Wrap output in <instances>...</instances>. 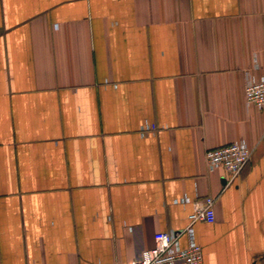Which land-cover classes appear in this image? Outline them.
Returning a JSON list of instances; mask_svg holds the SVG:
<instances>
[{"label":"crops","instance_id":"0c3cea01","mask_svg":"<svg viewBox=\"0 0 264 264\" xmlns=\"http://www.w3.org/2000/svg\"><path fill=\"white\" fill-rule=\"evenodd\" d=\"M263 70L264 0H0V264H128L208 196L201 264H264Z\"/></svg>","mask_w":264,"mask_h":264},{"label":"built area","instance_id":"2783aa9c","mask_svg":"<svg viewBox=\"0 0 264 264\" xmlns=\"http://www.w3.org/2000/svg\"><path fill=\"white\" fill-rule=\"evenodd\" d=\"M244 97L247 106L264 110V70L259 75L245 73ZM153 124L145 123L140 128L141 136L153 132ZM264 140V135L263 138ZM252 148L244 140L208 149L205 152V163L208 171L212 172L221 168L226 173L227 184L233 182L249 162ZM216 198L208 196L194 201V210L188 216V224L182 230L157 232L154 236L155 245L141 253L137 260L128 264H201L203 251L194 236L193 224L195 222L213 223L215 220L214 203ZM175 202H189L187 197H182ZM186 237V245H180V237Z\"/></svg>","mask_w":264,"mask_h":264}]
</instances>
